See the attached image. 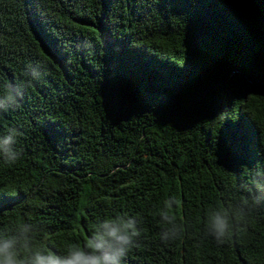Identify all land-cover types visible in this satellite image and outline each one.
I'll return each mask as SVG.
<instances>
[{
	"label": "trees",
	"instance_id": "trees-1",
	"mask_svg": "<svg viewBox=\"0 0 264 264\" xmlns=\"http://www.w3.org/2000/svg\"><path fill=\"white\" fill-rule=\"evenodd\" d=\"M5 84L22 155L0 158V232L34 224L63 254L123 213L141 235L121 264H264V200L224 243L205 232L264 196V0H0Z\"/></svg>",
	"mask_w": 264,
	"mask_h": 264
},
{
	"label": "clouds",
	"instance_id": "clouds-1",
	"mask_svg": "<svg viewBox=\"0 0 264 264\" xmlns=\"http://www.w3.org/2000/svg\"><path fill=\"white\" fill-rule=\"evenodd\" d=\"M30 74L33 78H38L39 75L34 69ZM3 87L5 93L0 96V110H7L18 103L17 97L22 93L10 84ZM19 135L16 128H9L6 135L0 136V158L6 164H14L22 155L16 147ZM258 184L257 179L254 183L256 189ZM257 190L264 191V185H260ZM261 200H264V196L253 195L251 203L246 198L237 204L210 209L206 214V235L211 236L217 244L224 243L235 232L244 228L242 219L247 218L260 205ZM174 203L170 199L159 212L160 220L166 225L159 234L164 243L178 239L183 233V229L167 210ZM37 231L36 225L21 222L11 233L0 232V264H121L129 249L137 246L141 235L138 220L120 213L96 222L91 235L83 244H72L63 254H58L35 242Z\"/></svg>",
	"mask_w": 264,
	"mask_h": 264
}]
</instances>
